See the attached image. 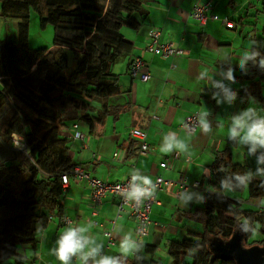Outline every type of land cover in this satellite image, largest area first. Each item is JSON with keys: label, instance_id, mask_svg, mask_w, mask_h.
I'll list each match as a JSON object with an SVG mask.
<instances>
[{"label": "crops", "instance_id": "1", "mask_svg": "<svg viewBox=\"0 0 264 264\" xmlns=\"http://www.w3.org/2000/svg\"><path fill=\"white\" fill-rule=\"evenodd\" d=\"M200 1L207 0H142L145 13L139 26H125L127 29L121 30L133 48L129 54L119 56L111 67L120 90L103 99L107 112L100 110L101 102L91 103L86 112L93 117L100 116V120L94 118L91 130L90 123H77L83 140L73 136V122L61 130L64 135L72 133L68 154L73 163L81 165L91 176L116 182L133 174L150 177L152 181L161 175L173 180L186 178L188 182L199 180L200 186L189 187L181 194L175 185L157 191V202L150 213L151 224L147 235L141 239L136 237L133 216L122 212L114 222L112 242L107 245L104 231L112 226L116 217L118 197L107 193L95 207L96 214H92L89 185L85 180L70 178L64 189L61 217L53 216L45 227H39L33 244L19 246L18 253L27 264H58L48 249L66 227L75 223L87 226L97 242L104 244L100 255H119L116 245L125 232H131L133 239L143 247L124 258L123 264H132L134 258L172 264L168 251L171 241L194 239L200 234L202 227L197 214L204 192H226L207 184L210 164L217 152L229 150L232 162L243 165L245 173L250 168L249 178L262 177L257 170H263L264 164H257V152H264V149H257L248 156L247 146L228 140L226 129L235 112L249 106L264 109L256 105L260 101L258 98L239 93L248 87V78L241 76L244 73L240 69L243 53L264 45V0H208L211 7L204 23L190 15L192 6ZM224 19L232 21L234 26L227 27ZM152 29L160 30V42H171L183 50L182 54L163 57L145 50ZM48 46L52 47L41 48ZM135 57L145 61L150 74L148 81L129 74L130 61ZM229 68L240 75L234 83L221 75ZM202 73L207 74L204 80L200 78ZM213 80L223 81L237 92L232 105L226 100L217 105L211 98L213 92H219L220 98L224 95L219 88L212 87ZM262 91L264 94V88ZM203 110L209 112L206 119L212 131L203 133L199 126L193 132L187 131L183 127L185 117ZM220 123L224 124L223 128L219 127ZM132 128L146 133L151 147L147 154L138 153V141L129 134ZM169 132H175L188 147L183 151L161 152L163 137ZM115 151L117 156H113ZM175 152L177 158L172 156ZM240 159H245L246 163L250 160V167ZM162 161L167 162L166 168L160 167ZM248 204V207L264 208V197L249 199ZM63 217L70 218V223L63 222ZM72 264H78L75 257Z\"/></svg>", "mask_w": 264, "mask_h": 264}, {"label": "trees", "instance_id": "2", "mask_svg": "<svg viewBox=\"0 0 264 264\" xmlns=\"http://www.w3.org/2000/svg\"><path fill=\"white\" fill-rule=\"evenodd\" d=\"M30 9L42 27L52 25L51 48L29 47ZM144 13L142 0H0V16L19 20L16 40H0V264H27L19 246L33 244L39 227L61 217L60 174L75 165L68 154L72 133L61 130L70 122L90 123L91 130L94 118L100 120L86 112L92 102H101L100 110L107 112L103 99L120 90L111 67L133 48L121 29L137 28ZM252 51L264 56V45ZM246 69L241 76L248 78V87L239 93L258 98L264 108V70L252 61ZM11 133L25 138L28 152L12 145ZM244 175L245 167L222 150L210 164L207 184L235 191L248 185L247 201L263 198L264 175L237 180ZM242 202L206 190L197 214L200 234L171 241L172 264H239L216 253L212 237L238 236L241 247L254 245L264 256V210ZM131 263L160 264L139 258Z\"/></svg>", "mask_w": 264, "mask_h": 264}, {"label": "clouds", "instance_id": "3", "mask_svg": "<svg viewBox=\"0 0 264 264\" xmlns=\"http://www.w3.org/2000/svg\"><path fill=\"white\" fill-rule=\"evenodd\" d=\"M257 57L259 60L257 61ZM252 61L254 64L264 70V56L257 51H245L240 60V69L246 72L245 65ZM221 75L226 80L236 81L234 69L229 68L227 72H221ZM207 74H201V80H204ZM210 79V78H209ZM207 85V84H206ZM212 87L219 88L223 93V98H220L219 92H213L211 98L216 100L217 105L227 101L229 105L233 104L236 100L237 92L233 88L225 84L223 81H212ZM209 115L207 110L201 111L198 116V124L203 133L212 131L211 123L206 119ZM230 123L227 125L226 135L228 140L234 141L235 144L240 146H247V155L251 156L257 152V149H264V109L256 107H246L232 114L229 118ZM219 127L223 128L224 124L220 123ZM11 143L14 147H20V135L18 133H11ZM2 140V139H0ZM188 144L177 138L175 132H169L168 135L163 137V145L160 151L169 153L173 149L185 150ZM257 164H264V152L257 156ZM261 175H264V170H257ZM237 180L245 183L248 180V174L238 176ZM148 187H145V186ZM130 190L123 193L126 199L135 201L137 203L143 202L148 197L153 195L155 185L152 179L146 176L133 174L131 176ZM189 197H185L187 199ZM104 244L97 242L96 238L89 233L87 226L79 223L72 224L66 227L57 236L53 242V247L48 249L51 256L55 258L58 264H72V258L75 257L78 264H123L124 258L131 257L135 251H141L143 245L137 239H133L131 232H125L120 238L118 245H116L119 255L104 254L100 255Z\"/></svg>", "mask_w": 264, "mask_h": 264}, {"label": "built area", "instance_id": "4", "mask_svg": "<svg viewBox=\"0 0 264 264\" xmlns=\"http://www.w3.org/2000/svg\"><path fill=\"white\" fill-rule=\"evenodd\" d=\"M211 7L210 1H200L199 3L192 6L190 15L197 19L200 23H204L207 19V12ZM224 23L227 27H233L234 24L232 21L228 19H224ZM160 30L152 29L149 31V40L147 45L145 46V50L148 52L159 54L163 57L166 56H174L182 54L183 50L173 45L171 42H160ZM129 74L135 78L138 77L143 81H148L150 79V74L147 71L146 63L143 59L139 57H135L130 61L129 65ZM199 112H194L185 117L183 122V127L190 132H193L198 126V116ZM72 127L75 129L73 136L75 138H79L81 140L84 139V135L82 132L78 130V124L73 123ZM130 137L136 139L138 141V153L141 155L147 154V152L151 149L150 144L146 140V133L138 128H132L130 130ZM19 141L20 147H15L16 149L26 153L28 152V146L25 141V138L21 136ZM118 152L115 151L113 156H117ZM174 158L178 157V153L175 152L172 155ZM160 167L166 168L167 162H160ZM62 188L65 187L69 183V179L73 178L75 180H85L90 187V200L93 206L92 214H96L95 207L101 204L103 197L107 193L114 194L118 197L117 209H116V217L112 220V226L108 229H105L104 235L107 238V245L112 242V233L114 222L117 217L121 216L122 212L127 211L133 218L135 219V234L137 239H141L147 235L148 228L151 224L150 213L151 208L154 203L157 202L155 198V193L157 191L164 190L170 185L177 186L178 194L183 193L189 187H199L200 181L195 180L192 182H188L186 178H181L178 180H173L170 178H165L161 175L157 176L153 181V185L155 188L153 190V195L148 197L141 203H137L135 201H131L125 198L123 195L124 192L130 190V182L131 176L126 177L121 181L116 182H108L97 177L91 176L88 171H86L81 165L75 164L68 171H65L60 174ZM145 187H148L147 185ZM63 222L69 224L70 218L63 217ZM102 255V254H101Z\"/></svg>", "mask_w": 264, "mask_h": 264}, {"label": "rangeland", "instance_id": "5", "mask_svg": "<svg viewBox=\"0 0 264 264\" xmlns=\"http://www.w3.org/2000/svg\"><path fill=\"white\" fill-rule=\"evenodd\" d=\"M18 21L19 20L16 18L4 19L0 16V28H1L0 29V40L1 39L3 40V38L10 39V40H16V33H17L16 26H17ZM125 29L127 28L124 26L122 27L121 30L124 31ZM28 35H29L28 44H29V47H31L32 49L38 50V48H41L45 45H51L52 36H53L52 25L47 23L45 26L42 27L39 23L37 14L35 13L33 9H30L29 34ZM256 105L262 107L263 105L262 101L257 102ZM57 107L58 105L54 106L55 109H57ZM240 160L244 164L248 165V167H250V162H251L250 160H247V163L245 159H240ZM249 169L250 168H248L246 172L248 174V178L250 177ZM225 191L226 192H222L224 195L231 197V198L241 199L243 201L242 202L243 206L245 207L249 206L248 201L246 200L248 198V185H246L241 191H235V190H232L231 188H225ZM249 203H251V201H249ZM260 210H264V208H260ZM255 235L256 234L254 233L252 237L255 238ZM236 238H239V237L232 236L225 240L212 237L211 241H214V243L212 244V247L214 245L213 249L216 251V253H219L218 249L220 248H223L224 250L229 249L232 244V241ZM255 247L256 246L254 245L242 244V248L244 249H256Z\"/></svg>", "mask_w": 264, "mask_h": 264}, {"label": "water", "instance_id": "6", "mask_svg": "<svg viewBox=\"0 0 264 264\" xmlns=\"http://www.w3.org/2000/svg\"><path fill=\"white\" fill-rule=\"evenodd\" d=\"M240 239L236 238L232 241L229 249H218L219 255L222 257H233L239 264H264V256L261 249H244L240 246ZM217 251V252H218Z\"/></svg>", "mask_w": 264, "mask_h": 264}]
</instances>
